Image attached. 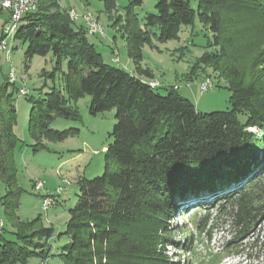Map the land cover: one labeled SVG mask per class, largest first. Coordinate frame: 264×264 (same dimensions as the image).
<instances>
[{"label": "trees", "instance_id": "obj_1", "mask_svg": "<svg viewBox=\"0 0 264 264\" xmlns=\"http://www.w3.org/2000/svg\"><path fill=\"white\" fill-rule=\"evenodd\" d=\"M156 1V13L145 18L144 26L133 12L141 0L130 3L125 20L118 17L113 24L122 26L134 73L107 64L85 25H77L58 0H36L34 12L26 14L18 27L15 39L27 45L26 59L52 54L55 70L67 64L65 96L53 88L37 100L29 98L28 132L35 147L77 135L78 129L57 131L50 125L59 118L80 120L77 104L86 96L91 97L92 115L116 111L112 142L103 148L104 173L79 181L78 203L57 238L69 239L59 255L63 264H169L167 247L172 242L167 235L175 218L187 209L176 201L187 195L197 205L194 216L202 209H213L208 208L213 203L228 204L222 207L226 210L233 206L239 238L251 235L264 218V76L254 77L249 61L263 58L257 51L264 44V23L259 26L260 38L254 39L247 22L237 18L251 11L264 18V0ZM102 2L112 17L117 0ZM196 20L211 32L209 46L217 50L205 52L188 78L202 66L218 72L232 93L229 111L199 113L179 95L177 86L161 95L162 85L151 86L154 75L142 67L143 50L152 46L153 36L161 43L178 40L182 28ZM153 28L159 35L151 32ZM13 86L7 78L0 88V191L4 190L0 205L15 240L3 236L4 225L0 264H27L32 257L45 262L55 230L46 227L41 216L22 221L16 213L21 194L16 154L22 142L15 133L19 89L8 92ZM208 197L210 205L204 202ZM210 222L208 211L195 220L196 232L209 233ZM180 235L184 244L178 246L195 256L193 231L182 229ZM186 264H193L190 258Z\"/></svg>", "mask_w": 264, "mask_h": 264}, {"label": "rangeland", "instance_id": "obj_2", "mask_svg": "<svg viewBox=\"0 0 264 264\" xmlns=\"http://www.w3.org/2000/svg\"><path fill=\"white\" fill-rule=\"evenodd\" d=\"M58 1L62 11H75L80 15L90 12L103 27L106 38L95 35L90 36L89 39L107 64L129 72L135 70L133 62L128 57L122 26L115 27L113 24L118 17L125 20L130 3L136 0H117V8L112 17L105 12L102 0ZM141 1V5L134 4L133 12L144 26L145 18L156 13L157 1ZM247 13L244 17L239 15L237 18L240 22H247V26L249 25L255 32L254 39H259L262 32L259 26L264 23V18L256 12ZM7 19V12L0 7V39L5 37L3 30L7 25ZM78 24H83V21H78ZM151 32L159 35L157 28L151 29ZM16 33L17 31L12 38L8 39V49L2 51L0 56V88L6 84L7 78L11 81L13 77L15 87H10L8 92H11L13 88H26L31 92V97L15 95L18 117L15 133L22 142V150L17 151L16 154L17 186L21 191L16 213L22 221H32L41 216L45 226L55 230V235L49 242L51 252L45 262L39 257H32L27 264H42V261L46 264H63L59 255L69 239L57 238L66 230V224L70 219V209L78 203L79 181L84 178L92 180L104 173L105 150L103 148L108 147L112 142L110 134L116 124V111L92 115L90 113L91 97L86 96L77 104L81 114L80 120L59 118L50 125L52 130L78 129L79 133L63 142L44 141V148L35 147V142L28 132L32 108L29 98L37 100L40 95L45 96L53 88L65 96L63 72H67V64L64 62L61 71L55 70L56 63L52 54L46 58L37 56L32 60L26 59L27 45L16 41ZM152 40V46H145L143 50L142 67L150 69L155 76V82L162 84L158 93L165 96L170 87L177 86L179 95L189 99L199 113L209 114L231 110L232 93L226 80L218 72L210 67L202 66L197 74L191 77L192 79L188 78L192 67L205 52L212 53L217 50L209 46L212 34L198 20L193 26L183 27L178 40L161 43L155 36ZM257 53H263V58L249 59L252 62L250 73L256 78H262L264 76V44H260ZM205 83L208 89L203 91L202 85ZM252 132L259 133V130L252 129ZM38 183L43 184L42 189L38 188ZM3 192L2 189L0 195H3ZM43 195H53L56 198L55 207L44 211ZM211 199V197L205 198L204 202L210 205ZM190 200H192L191 196L187 195L176 201L179 206L186 205L187 209L175 218L167 235L172 242L167 247L169 264H180L179 262L186 264L189 258L193 264H264V218L255 224L251 235L239 238V229L234 224L233 206L230 205L226 210L227 208L222 207L228 204L213 203L208 207L213 209H202L198 215L194 216L191 214L196 211L197 205ZM208 211H211L209 233L199 234L196 232L195 220L204 217ZM0 223H3V227L5 225L3 236L14 241L13 229L2 205H0ZM182 229L193 231L195 235V256L191 257L178 246L179 243L184 244V240L179 239L182 236L180 235Z\"/></svg>", "mask_w": 264, "mask_h": 264}, {"label": "built area", "instance_id": "obj_3", "mask_svg": "<svg viewBox=\"0 0 264 264\" xmlns=\"http://www.w3.org/2000/svg\"><path fill=\"white\" fill-rule=\"evenodd\" d=\"M3 2H4V11L7 12L8 14V22L3 30L6 41V34L8 33L9 28L12 27V21H17L18 19H21V17H25L26 14L30 12H34V9H33V5L31 4V1L29 0H3ZM70 17L74 22H78L80 20L83 21V24L85 25L89 36L100 35L103 38H106L103 27L97 24V22L93 21L92 14L90 12L80 15L75 11H71ZM1 46L3 45H0V56H1ZM11 82L13 83V77L11 78ZM149 83L154 88L161 86L160 84L153 83L152 80L149 81ZM202 88L203 91H206L208 89L206 83L202 85ZM20 92H29L30 94V91L26 88L19 89V93ZM38 184L42 189L43 184L42 183H38ZM55 204H56V198L53 195H43L42 205L44 207V211H46V205H55ZM0 230H2L1 226H0Z\"/></svg>", "mask_w": 264, "mask_h": 264}, {"label": "bare ground", "instance_id": "obj_4", "mask_svg": "<svg viewBox=\"0 0 264 264\" xmlns=\"http://www.w3.org/2000/svg\"><path fill=\"white\" fill-rule=\"evenodd\" d=\"M29 1H31V4L33 5V9L35 10V8H36V0H29ZM0 7L4 11V2H3V0H0ZM70 15H71V12H70ZM22 18L23 17H21V19H18L17 21H12V27L9 28L8 33L6 34V41H5V37H4V39L0 42V45H3V46H1V52L8 49V42L7 41H8L9 38H12L13 35L15 34V32L18 30V27H19V24L21 23ZM92 19H93V21L97 22V24H99L98 21L93 16H92ZM9 58H11V57H9ZM14 80L16 81V79H14ZM153 83L159 84L158 82H155V81H153ZM20 94L24 95V96H28L29 92H20ZM37 186H38V188H41L39 185H37ZM53 206L55 207V205H46V211H48ZM42 208L44 210L43 205H42ZM0 226L2 228L3 227V223L2 224L0 223ZM42 264H46V263L42 262Z\"/></svg>", "mask_w": 264, "mask_h": 264}, {"label": "crops", "instance_id": "obj_5", "mask_svg": "<svg viewBox=\"0 0 264 264\" xmlns=\"http://www.w3.org/2000/svg\"><path fill=\"white\" fill-rule=\"evenodd\" d=\"M135 72V70H133V73ZM154 80H155V76H154ZM160 85H162L161 83H160Z\"/></svg>", "mask_w": 264, "mask_h": 264}]
</instances>
